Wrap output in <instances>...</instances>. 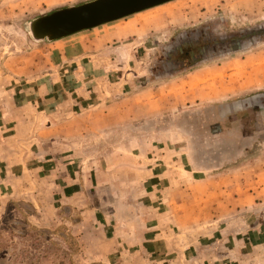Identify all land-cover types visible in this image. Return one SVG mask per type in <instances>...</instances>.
<instances>
[{"label":"rangeland","instance_id":"obj_1","mask_svg":"<svg viewBox=\"0 0 264 264\" xmlns=\"http://www.w3.org/2000/svg\"><path fill=\"white\" fill-rule=\"evenodd\" d=\"M83 1L87 0H54L53 3L52 0H0V129H12V122L18 119L34 123L41 116L46 126L50 114L67 118L86 112L95 116L98 112L92 111L96 107L130 96L134 91L131 81L142 84L140 77L149 74L157 55L150 52L149 37L167 35L162 39L169 40L171 33L206 26L214 35L230 34L264 23V0H176L55 43L37 45L31 42L27 33L29 21L56 8ZM129 29H136L135 34L119 38L105 35L107 31ZM111 49L117 53L105 55ZM21 63L28 66V70H19ZM206 69L209 73L202 78L189 75L166 90L152 87L146 99L140 102L150 100V105H155L153 111L167 107V102H161V97L167 93L181 92L183 101L195 105V101L221 100L263 90L264 44L215 62ZM38 86L43 90L35 91ZM128 107L131 108V103ZM2 118L12 122H3ZM263 125L257 124V138L263 135L259 134ZM70 140L76 151L54 154L55 159L50 161L56 168L64 167L62 172L55 168V176L63 175L69 163L71 178L77 179L78 172L86 174L88 181H85L92 182L94 187L96 178L102 175L120 187L138 188L139 194L149 200L150 227H156L157 237L167 241V264L195 261L197 264H264V249L254 255H243L241 245H236L234 250L235 245L231 246V241L224 237L228 227L249 223L247 211L264 207L263 163L257 162V167L221 180L197 184L187 181L181 174L177 164L179 158L172 149L139 153L134 158L122 155L121 159L108 164L90 162L85 157L86 150H82V138ZM252 145L250 153L259 155L264 143L255 138ZM136 161H139L138 168L134 169ZM81 165H85V169L79 171ZM42 167L49 171L46 169L49 162ZM132 178L136 180V187L131 188ZM33 193L31 191L30 195ZM31 214V205L23 201L11 202L1 212L0 264H81L83 256L80 255L79 236L75 235L77 231L72 234L70 228L73 227L65 219L42 223ZM247 240L261 243L264 248V235ZM143 255L141 251L140 264H148ZM106 261L107 264L132 263L130 256L120 262L116 259Z\"/></svg>","mask_w":264,"mask_h":264},{"label":"crops","instance_id":"obj_2","mask_svg":"<svg viewBox=\"0 0 264 264\" xmlns=\"http://www.w3.org/2000/svg\"><path fill=\"white\" fill-rule=\"evenodd\" d=\"M135 31L136 29L119 30L117 32L107 31L105 35L109 34V36L119 38L129 33L135 34L133 33ZM25 69L28 70V66L24 67L21 63L19 70L24 71ZM208 73V69L204 68L184 77L190 75L198 79ZM184 77L156 87H164V90L169 89L170 85L175 84ZM151 88L140 89L114 103L98 106L92 111L98 112L95 116L87 115L86 112L67 118L50 114L46 126L43 123V116H41L42 118L39 117L37 121L35 120L34 123L29 120L28 124L22 119L15 120L16 123H14V120V122L5 121L2 118L1 121L3 122H12L13 128L0 129V134H2L0 139V163L4 165L3 167L0 166V214L6 210L11 202L23 201L31 205L33 209L31 217L35 215L42 223L55 222V219L59 218L65 219L73 227L70 228L72 234L76 230L75 235L79 236L80 255L83 256H80L81 264L106 263L108 262L106 260L113 261V259L120 262L128 256L132 261L131 264H140L141 251L144 252L143 257L147 258L148 264H167V241L164 238L157 237L156 227H150L151 219L149 207L147 206L149 200L139 194L140 190L138 188L131 190L128 189L129 187H120L115 181L112 182L109 178L102 177V175L96 178V187H94L92 182H86L88 181L86 180V174L83 176L78 172L79 177L77 179L75 177L74 179L71 178L69 163L66 164L63 175L55 176L54 169L56 166L50 162L55 159L54 154H71L76 151L73 142L70 140L72 138H82L84 145L82 144L81 147L83 146L82 150H86L87 146L93 142L91 140L92 136L106 133L127 123L139 121L162 112H171L193 105V103L189 104L183 101L184 98L180 97L182 96L181 92L173 95L167 93L161 97L163 98L161 102H167V107L160 109L158 105L159 109H153L152 111L155 105H150V100L147 103L140 102L142 99H146ZM38 89L43 90L38 86L35 91H38ZM85 99H88V97H85ZM205 102H209V100L195 101V104ZM130 103L131 108L129 109L128 105ZM125 104H127L126 108ZM74 105H79V103ZM80 105L85 106L84 103ZM90 114L93 113L90 112ZM24 125L26 128H24ZM157 150H161V148L150 149L142 154L154 153ZM136 154L139 153L131 154V156L134 158ZM11 155H20L21 157ZM47 155H50L51 158ZM122 157V155H115L104 160V162L111 164ZM48 162L50 169L48 167L46 169L49 171H45V167L43 168L42 165ZM138 163L139 161H136L134 169L138 168L136 166ZM262 163L264 164V160L259 165ZM177 164L185 179L197 184L221 180L225 176L236 175L258 166L243 167L208 179L196 180L188 177L179 160ZM63 168V166H59L56 169L62 172ZM71 169L74 171L73 164ZM81 169L84 170L85 165L83 167L81 165L79 171ZM135 181V178H132L129 183L131 188L135 186ZM31 191L34 193L30 195ZM247 212H249V223L235 228L228 227L225 230L224 237L227 241H231V246L235 245L234 250L236 245L239 244L243 255H254L257 254L258 250L264 248L261 247V243L249 242L247 239L252 236L264 235V207L261 206L254 211ZM89 236H93V239ZM97 236L99 238H96ZM192 264L197 263L195 261Z\"/></svg>","mask_w":264,"mask_h":264},{"label":"water","instance_id":"obj_3","mask_svg":"<svg viewBox=\"0 0 264 264\" xmlns=\"http://www.w3.org/2000/svg\"><path fill=\"white\" fill-rule=\"evenodd\" d=\"M176 0H87L56 8L27 23L33 44L55 43L77 34L137 15ZM197 27L149 37L156 57L149 74L132 82L136 92L184 77L264 44V23L230 34L214 35ZM174 34V35H172ZM154 38V39H153ZM116 54L109 50L106 54ZM264 89L235 94L221 100L162 112L92 136L85 157L104 161L115 155L143 153L150 149H172L189 178L204 180L255 165L264 160V147L251 152L254 139L264 143ZM228 139H231L230 143ZM264 146V145H263Z\"/></svg>","mask_w":264,"mask_h":264},{"label":"flooded vegetation","instance_id":"obj_4","mask_svg":"<svg viewBox=\"0 0 264 264\" xmlns=\"http://www.w3.org/2000/svg\"><path fill=\"white\" fill-rule=\"evenodd\" d=\"M260 215H263V214H260ZM258 217V216H257Z\"/></svg>","mask_w":264,"mask_h":264}]
</instances>
